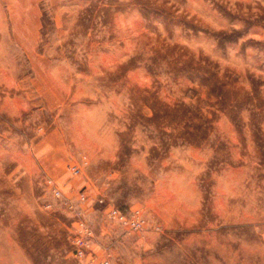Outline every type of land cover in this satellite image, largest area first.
<instances>
[{
	"label": "rangeland",
	"instance_id": "rangeland-1",
	"mask_svg": "<svg viewBox=\"0 0 264 264\" xmlns=\"http://www.w3.org/2000/svg\"><path fill=\"white\" fill-rule=\"evenodd\" d=\"M0 264H264V0H0Z\"/></svg>",
	"mask_w": 264,
	"mask_h": 264
},
{
	"label": "built area",
	"instance_id": "built-area-1",
	"mask_svg": "<svg viewBox=\"0 0 264 264\" xmlns=\"http://www.w3.org/2000/svg\"><path fill=\"white\" fill-rule=\"evenodd\" d=\"M74 174L78 173V170L73 168L72 169ZM54 196L56 198L60 197L59 192H55ZM108 218L112 221L120 222L124 225L129 232H137L140 231L143 227L144 221L140 218L138 213H132L130 217H126L121 214L119 211L115 209H110L108 211ZM91 237L90 232L86 228L84 224H79V231L78 234L73 239V248H74V255L76 257H83L85 249L88 247V239Z\"/></svg>",
	"mask_w": 264,
	"mask_h": 264
}]
</instances>
